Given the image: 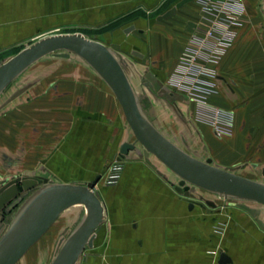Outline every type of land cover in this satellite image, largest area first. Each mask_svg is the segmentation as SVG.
<instances>
[{"label": "crops", "instance_id": "crops-1", "mask_svg": "<svg viewBox=\"0 0 264 264\" xmlns=\"http://www.w3.org/2000/svg\"><path fill=\"white\" fill-rule=\"evenodd\" d=\"M238 1L244 7L245 21L231 25L236 33L234 43L218 62H205L210 73L199 76L210 92L207 102L235 112L234 133L225 139L197 119L199 100L174 82L175 77H180L182 59L195 31L202 35L212 23L200 0L186 3L174 16L162 21L134 15L136 0H0V63L43 36L85 34L83 30L89 26L116 22L110 32L116 34L117 46L129 44L133 57L129 64L137 67L150 63L167 80L157 84L158 88L156 84L151 86L149 102L158 118L164 119L165 113L177 110L184 117L180 119L183 125L177 126L183 141L188 142L189 134L195 145L199 138L211 150L208 158L225 167L251 159L249 151L255 160L261 158L264 162V0ZM133 24L136 28L127 33L125 29ZM136 30L138 36L134 34ZM98 90L96 93L104 94L103 113L116 120L118 156L125 142L118 141L125 126L121 106L112 90ZM168 92L177 94V98L170 100ZM147 154L152 163L146 159ZM151 155L130 151L118 182L106 188L108 215L94 240L97 244L103 241L102 235L107 236L106 244L95 252L98 257L110 259H104L102 264H221L220 255L213 252L218 228L230 235L231 242L236 241L234 249L224 251L232 258L227 264H264V233L256 234L246 223L250 218L246 211L223 207L199 191L196 195L199 187L190 190L193 196L187 195L178 185L180 178ZM206 200L215 206L206 204ZM263 211L260 214L264 219Z\"/></svg>", "mask_w": 264, "mask_h": 264}, {"label": "rangeland", "instance_id": "rangeland-1", "mask_svg": "<svg viewBox=\"0 0 264 264\" xmlns=\"http://www.w3.org/2000/svg\"><path fill=\"white\" fill-rule=\"evenodd\" d=\"M177 1L136 0L138 6L134 15H143L146 18L156 17L175 5ZM112 27L116 28V22L103 26H89L83 31L87 37L108 44L118 55L127 60L125 63L127 73L133 81L137 94L143 100L146 114L160 127L159 129L190 151V154L202 160L207 159L211 155L207 144L198 138L193 145L191 143L193 136L189 134L188 142L183 141L177 126L183 125L180 119L184 117L177 110L171 109V114L165 113V120L158 118L157 111L149 102L152 92L151 84L160 85L167 80H164L161 71L150 63L137 65L139 70L129 64V59L133 58L128 49L129 44L125 43L124 48L117 46L116 34L110 32ZM134 34L138 36V30ZM101 87L111 91L104 80L79 56L71 54L70 57H60L52 54L34 63L0 95V189L7 183L20 179L0 195V236L8 226V223L3 224L6 222L5 214L11 215L19 208L27 197L23 195L35 189L39 177L59 180L58 182L74 181L85 184L101 175L94 189L102 200L103 216L106 219L108 215L105 208L106 188L118 182L109 184L107 177L116 158L122 155L119 153L117 156L116 152L118 143L116 120L112 119V115L103 113L104 94L96 93ZM229 113L231 114L229 135L216 132L211 122L212 114L204 113L208 119L206 121L201 120L197 113V119L210 125L216 132V136L225 139L234 133L235 112L229 111ZM121 114L125 126L121 130L118 141H136V136L122 107ZM186 120L187 124H192L187 118ZM248 150H251L250 146ZM132 152L149 153L140 142H137V149ZM151 156L156 159L154 155ZM249 156L251 159L247 158L245 161L226 167L217 161L213 163L264 182V162L261 158L255 160L256 156L251 154V151ZM122 158L125 161L126 156ZM146 159L152 163L149 154L146 155ZM21 186L25 188V191L20 190ZM198 191L221 202L223 207L246 211L250 217L246 223L255 229L256 234L257 231L260 234L264 233V219L260 214L264 210L262 204L225 198L200 188H196V195ZM6 209L10 211L6 212ZM84 213L83 205H75L67 209L16 264H50L63 241L76 227ZM10 220L11 218L9 222ZM102 236L103 241L100 239L97 244L94 243L93 247L85 249L77 264H99L100 260L102 264L104 259L110 260L108 257H98L95 254L98 247L102 248L104 243L106 244L107 236ZM229 237V234L223 233V230L218 228L216 250L213 251L216 255H220L221 251L234 249L233 245L236 241L231 242ZM110 264L115 263L113 261Z\"/></svg>", "mask_w": 264, "mask_h": 264}, {"label": "water", "instance_id": "water-1", "mask_svg": "<svg viewBox=\"0 0 264 264\" xmlns=\"http://www.w3.org/2000/svg\"><path fill=\"white\" fill-rule=\"evenodd\" d=\"M191 1L194 0H179L154 19L166 20ZM135 28L136 25L133 24L125 31L129 33ZM52 54L60 57H70L71 54L79 56L111 88L136 136V141L122 143V157L136 150L137 142H140L149 153L155 155L180 178L178 185L184 188L187 195L193 196L190 190L199 187L225 198L264 204V182L218 166L211 158L202 160L166 136L146 114L143 100L134 90L128 77L126 60L108 44L89 38L81 32L43 36L1 62L0 95L34 63ZM166 96L174 101L178 95L168 92ZM100 176L85 184L58 182L39 177L38 185L23 195L27 197L13 213L6 230L0 236V264H16L61 214L72 206L84 205V216L63 241L50 263L77 264L85 249L94 246L98 229L105 221L102 200L94 189ZM19 180H13L3 186L0 195ZM20 190L23 192L25 188L21 186ZM205 203L215 206L212 201L206 200ZM219 262L227 264L232 262V258L221 251Z\"/></svg>", "mask_w": 264, "mask_h": 264}, {"label": "built area", "instance_id": "built-area-1", "mask_svg": "<svg viewBox=\"0 0 264 264\" xmlns=\"http://www.w3.org/2000/svg\"><path fill=\"white\" fill-rule=\"evenodd\" d=\"M200 2L212 23L203 29L202 35H197L195 31L182 59L179 69L180 77H176L174 82L180 89L188 90L195 99L199 100L198 114L201 120L208 121L204 113L212 114L213 121L211 122H213L216 132L229 135L231 114L229 111L207 102L206 98L210 92L207 86L201 82L199 76L210 73L205 62H218L234 41L236 33L231 29V25L245 21L244 7L238 0H200ZM200 29L198 28L197 31L199 32ZM123 168L124 161L119 156L108 174L109 184H114L119 180Z\"/></svg>", "mask_w": 264, "mask_h": 264}, {"label": "flooded vegetation", "instance_id": "flooded-vegetation-1", "mask_svg": "<svg viewBox=\"0 0 264 264\" xmlns=\"http://www.w3.org/2000/svg\"><path fill=\"white\" fill-rule=\"evenodd\" d=\"M8 211H10V210L6 209V212H8ZM12 215H13V214H11V215H7V214H5V216H4L5 218H4V219H6V222L3 223L4 225H6L7 223L9 224V218H11ZM10 216H11V217H10ZM6 217H7V218H6Z\"/></svg>", "mask_w": 264, "mask_h": 264}, {"label": "bare ground", "instance_id": "bare-ground-1", "mask_svg": "<svg viewBox=\"0 0 264 264\" xmlns=\"http://www.w3.org/2000/svg\"><path fill=\"white\" fill-rule=\"evenodd\" d=\"M126 71H127V70H126ZM20 76H21V75H20ZM20 76H19V77H20ZM128 77H129V75H128ZM129 79H130V77H129ZM130 82H131V84H132L131 79H130ZM132 86L134 87L133 84H132ZM134 90L136 91L135 87H134ZM136 93H137V91H136ZM14 184H16V183H14ZM14 184H13V185H14ZM13 185H12V186H13ZM83 206H84V205H83ZM84 207H85V206H84ZM85 211H86V210H85ZM84 214H85V213H84ZM83 216H84V215H83ZM83 216H82V217H83ZM81 219H82V218H81ZM81 219H80V220H81ZM57 220H58V219H57ZM57 220H56V221H57ZM47 231H48V230H47ZM47 231H46V232H47ZM46 232H45V233H46ZM45 233H44V234H45Z\"/></svg>", "mask_w": 264, "mask_h": 264}, {"label": "trees", "instance_id": "trees-1", "mask_svg": "<svg viewBox=\"0 0 264 264\" xmlns=\"http://www.w3.org/2000/svg\"><path fill=\"white\" fill-rule=\"evenodd\" d=\"M20 51V50H19Z\"/></svg>", "mask_w": 264, "mask_h": 264}]
</instances>
